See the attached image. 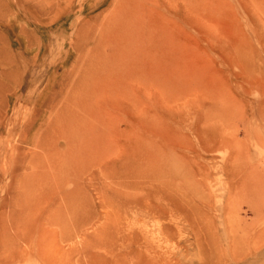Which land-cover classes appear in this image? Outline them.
Returning <instances> with one entry per match:
<instances>
[{
	"label": "rangeland",
	"instance_id": "1",
	"mask_svg": "<svg viewBox=\"0 0 264 264\" xmlns=\"http://www.w3.org/2000/svg\"><path fill=\"white\" fill-rule=\"evenodd\" d=\"M58 222L64 264H264V0H0V264Z\"/></svg>",
	"mask_w": 264,
	"mask_h": 264
},
{
	"label": "bare ground",
	"instance_id": "2",
	"mask_svg": "<svg viewBox=\"0 0 264 264\" xmlns=\"http://www.w3.org/2000/svg\"><path fill=\"white\" fill-rule=\"evenodd\" d=\"M125 1L131 2L132 5L134 6V1H136V0H125ZM137 38H138V34L136 33L131 38L132 42L130 40H126L127 43L132 46V48H130V50L132 51V54L130 56H124V57L120 58L118 60V64L126 65L127 67L128 66H134V69H137V71H140L139 63H140V59H141V56H142L143 53H142V50H140L139 48H135L134 47L135 45L133 44V42ZM98 53H99V56H100V52H98ZM91 64L95 65L97 70L95 72H93V74L89 77V79H94L95 78V79H100V81H103L102 83L105 86V89L103 91V94L104 93L105 94L103 96H106L107 98H102V100L105 102L108 99L110 104L114 103V100H116V97L114 96L116 90H114V87H112V85H111L110 77L115 76L116 78H118V76H123V75L129 74L130 71L126 72L125 74H119L117 71L114 70V68L113 69L110 68V69H107V71H106L107 75L104 76V78L102 79V77L99 76V73H100L101 70L105 69V65H101L100 59L92 62ZM131 72H132V70H131ZM105 104H106V102H105ZM102 116H101L102 117L101 122L99 124L102 126L103 131L106 132V133H109V134L116 133L117 132V128L115 127V125L113 123L106 122L105 121V115L102 114ZM84 117H85V119L83 117H78V118L77 117H73V118H69L68 119L69 123H71L72 126L76 127V128H75V133L74 134L71 133V134L68 135V137H65L64 139L67 140L68 143H70V144H73L74 143L73 141H75V139H81V140H79L80 143L82 144L84 150H87L89 148L88 139L90 138V135H89V131H88V123H89V121L86 120V119H90L92 117V115L86 114ZM93 132L96 133L95 129H93ZM35 180H36V178H35ZM63 180H65L64 176L62 177V175L60 173L58 174L54 170H52V171H48V173L46 175H44V177L42 179V183L45 186H49V187L52 186L54 188L55 187H59L61 189L60 185H61L62 182L64 184ZM42 183H41V185L44 186ZM114 194H115L116 198H122L123 197V198H125L126 201L131 200V197H132V195L129 192L122 191L120 189L119 190L115 189L114 190ZM68 195L69 194H67V193L63 194L64 197H68ZM145 195L148 196V192ZM28 197H29V195H28ZM28 197H26V198H28ZM104 203H106V202H104ZM129 203L138 205L139 208H143L144 207L146 209L145 212L148 213V214H154V215H159L160 216V214L166 213L165 211H163V209L159 205H157V204H155V203H153L151 201L141 202V201H139L137 199V200H134V201H130ZM67 204H68V202H67ZM62 206L65 207V203L64 202H63ZM73 209H74L73 205L66 206V211L67 212L69 211L70 213H72ZM57 213L58 212H55V214H57ZM109 214H110V212H108V215ZM104 216H105V214H104ZM53 225L56 228L51 229L47 233V235H45V236H51L52 237L51 247H50L51 248L50 249V254H46L45 253V251H48L47 244L43 245V247L38 246V245H34L33 241L30 240V237H28L26 235V233L23 234L22 236H20V238H18L19 241L21 239L23 241V243H24V249H22L21 252L26 253L28 255H32V254L36 253V255L39 256L42 259L43 264L44 263L45 264H64L65 263V260H64L65 255H64L63 252L61 253V250L58 247V242L59 241H64V239L62 238V236L64 237V235H63L64 232H62L64 227H63L62 223H60V222H58L56 224L53 223ZM73 233L76 234V233H78V231L75 232V229H74ZM16 253H17L16 256L19 257L20 250L18 252H16ZM76 253H77L78 257L87 255V251H78ZM51 254H53V255H51Z\"/></svg>",
	"mask_w": 264,
	"mask_h": 264
}]
</instances>
